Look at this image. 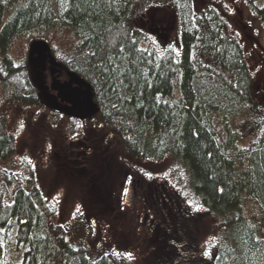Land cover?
<instances>
[{
	"label": "trees",
	"instance_id": "trees-1",
	"mask_svg": "<svg viewBox=\"0 0 264 264\" xmlns=\"http://www.w3.org/2000/svg\"><path fill=\"white\" fill-rule=\"evenodd\" d=\"M149 1L25 0L5 18L8 8L0 0V85L13 102L33 107L41 102L35 63L15 65L8 55L19 36L58 25L78 39V58L59 65L84 85L95 113L87 120L67 118V140L80 147L84 169L90 172L93 166L107 181L104 199L99 200L105 216L94 250L78 236L87 226L82 211L68 231L55 225L33 177L27 182L30 191L17 188L9 204L0 188V264H8L4 248L18 255L16 264H121L110 232L112 227L124 231L128 214L133 224L126 225L134 227L136 238L141 241L145 235L143 240L154 247L153 264L167 261L157 253L168 238L173 264H264L262 226L243 211L251 202L264 221V69L250 67L243 37L231 32L215 8L195 14L193 0L170 1L180 30L178 55L142 48V24L156 30ZM243 1L264 27V0ZM139 2L145 7L135 19ZM96 129L107 132L96 136ZM114 138L136 160L170 158L185 170L190 190L214 217L217 246L212 257L201 259L190 243L192 217L178 215L174 207L160 212L151 205L144 176L111 166L107 158L115 153ZM12 155V141L0 126V161ZM164 192L156 186L159 197ZM174 215H182L177 243L172 218L169 221ZM86 231L88 241L93 231ZM127 249L129 255L131 244Z\"/></svg>",
	"mask_w": 264,
	"mask_h": 264
},
{
	"label": "rangeland",
	"instance_id": "rangeland-1",
	"mask_svg": "<svg viewBox=\"0 0 264 264\" xmlns=\"http://www.w3.org/2000/svg\"><path fill=\"white\" fill-rule=\"evenodd\" d=\"M1 1L8 8L5 18L11 15L18 4L25 2V0ZM170 1L151 0L150 3L147 2L155 9L150 14L151 19L149 15V19L154 23L156 30L151 32L148 30V23V25L142 24L144 32V40L140 42L142 48L155 51L158 54L178 55L180 30L171 10ZM193 1L195 14H202L209 8H215L224 18L231 32L243 37L244 44L250 51L248 59L250 67L264 69V27L255 14L250 11V7L245 1ZM143 3L139 2L134 7L133 16L135 19L143 15L145 7ZM77 44L78 39L74 33L70 29L58 25L19 36L12 44L8 55L15 65H23L31 60L35 63L34 81L39 88L41 102L39 107L15 103L0 85V126L13 144V155L10 159L4 163L0 161V188L5 193V202L9 204L11 202L9 197L17 188L30 191L27 182L33 177L46 205L55 215V225L57 223L63 225L68 231L72 227L71 223L75 216L78 215L77 212L82 211V218H85L87 226L83 227V232H79L78 236L84 238L89 248L94 250L98 245L100 228L103 225L104 206L99 200L105 194L107 181L101 173L93 170V166L90 167V172L84 169L85 162L78 158L80 147L77 143L72 144L67 140L69 137L67 118L87 120L94 115L95 110L91 105L90 97H88L84 100L82 112H73L67 105L61 104L56 99V94L50 91L51 69L58 71L55 78L60 82L70 80V75L62 69L59 62L77 59ZM93 127L94 129L98 127L96 121ZM105 132L107 131L102 129L95 131L96 136H102ZM112 141L113 148L116 147V149L114 154L110 153L113 157L107 158L111 166L117 168V164L120 169L132 168L138 175L144 176L148 182L149 196L152 197L151 205L160 208V212L162 210V212H168L167 208L174 207V211L178 215L192 217L195 227L188 224L190 232L187 234L190 236V243L192 242L196 251L199 252L201 259L203 258L201 255L212 257L217 246L214 217L201 207L198 199L190 190L189 178L185 170L170 158L159 162L136 160L126 153L117 138ZM247 145L248 143H245L243 146L247 147ZM95 157L97 156L93 154L92 158ZM103 166L106 168V164ZM142 183L145 185L144 182ZM157 185L165 189L163 196L159 197L155 193ZM167 200L170 207L166 206ZM243 211L248 220L259 221L262 226L259 236L264 238V221L260 219L258 207L251 202H246L243 205ZM180 217L177 215L169 217V221L172 218L171 224L174 227L173 236L176 243L179 242L177 227L182 228V223H179ZM174 222L178 224L176 225ZM126 224H133L130 214L122 224L126 230L124 228V231L119 233L112 227L110 232V237L117 246V250H120L118 252L119 262L121 264H153V255L151 254L155 253H152L154 247L149 245V239L143 240L144 235L140 241L132 231L134 227L130 228ZM86 230L93 231V236L89 237L88 241ZM137 231L142 232L141 230ZM153 235L155 237V233ZM134 242L138 244L136 247ZM169 242H172L170 238L164 243L162 251L157 253L168 258L167 261L160 262L161 264H173L174 260L171 256L173 253L168 245ZM130 244L132 251L128 255L125 252L128 251L127 248L130 247ZM158 247L160 246L158 245ZM8 250L11 252H5ZM2 254L8 264H16L18 255L13 250L4 248Z\"/></svg>",
	"mask_w": 264,
	"mask_h": 264
},
{
	"label": "water",
	"instance_id": "water-1",
	"mask_svg": "<svg viewBox=\"0 0 264 264\" xmlns=\"http://www.w3.org/2000/svg\"><path fill=\"white\" fill-rule=\"evenodd\" d=\"M57 73L58 71L51 69L50 91L56 94V99L61 104L69 106L73 112H82L84 100L89 97L86 88L81 83H75L73 79L67 82H60L55 78Z\"/></svg>",
	"mask_w": 264,
	"mask_h": 264
}]
</instances>
